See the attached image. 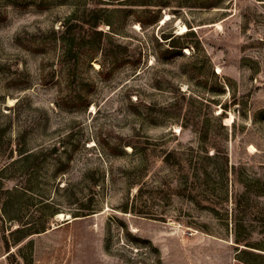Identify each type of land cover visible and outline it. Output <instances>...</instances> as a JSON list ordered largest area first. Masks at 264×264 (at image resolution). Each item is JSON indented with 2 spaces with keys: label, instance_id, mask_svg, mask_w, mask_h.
I'll return each mask as SVG.
<instances>
[{
  "label": "rangeland",
  "instance_id": "374dc122",
  "mask_svg": "<svg viewBox=\"0 0 264 264\" xmlns=\"http://www.w3.org/2000/svg\"><path fill=\"white\" fill-rule=\"evenodd\" d=\"M92 8L112 45L64 62L58 32ZM1 137L0 264H244L236 231L264 249V0H0Z\"/></svg>",
  "mask_w": 264,
  "mask_h": 264
},
{
  "label": "trees",
  "instance_id": "16d2710c",
  "mask_svg": "<svg viewBox=\"0 0 264 264\" xmlns=\"http://www.w3.org/2000/svg\"><path fill=\"white\" fill-rule=\"evenodd\" d=\"M145 5H149V3H145ZM97 9H88L87 13L84 14V17L82 18H77L72 16L69 22H65L63 24V29L58 32L59 39L61 42V47L63 50V53L61 55V59L65 62L67 60H75L77 59V56L79 54L80 48L89 46L91 47L94 44H98V47L101 48L102 53H107V49L112 45V42L106 41L105 40V35L103 31L99 30L100 26V21L98 20L97 17ZM142 26H144V23L142 21H139ZM56 33V32H55ZM5 131V130H4ZM4 131H2V134H4ZM201 139L203 141H207L208 135L206 133L201 134ZM6 146V147H5ZM11 146V140H4L2 141V137L0 140V148L1 152L4 151L6 152L7 148ZM216 154L220 155L223 153V150L221 149L220 146L213 145ZM11 151H13L11 149ZM224 159H225V164H228V156L224 153ZM236 206H240V200H236ZM86 215V214H84ZM238 225V224H237ZM41 226V225H40ZM38 228H31L29 229L30 233H38L40 232L39 230L43 228L42 227ZM240 229V226H238ZM34 230V231H32ZM5 241V249L8 253V257L13 254V251L11 250V244L10 241L7 239H4ZM235 242L239 245H244L245 248H241L239 252V257H241L240 261L244 264H254L252 262V259L254 258H264V253L257 252V250H263L261 247H259L257 244L253 243L247 238H242L241 235L236 231V236H235ZM238 247V246H237Z\"/></svg>",
  "mask_w": 264,
  "mask_h": 264
},
{
  "label": "bare ground",
  "instance_id": "6f19581e",
  "mask_svg": "<svg viewBox=\"0 0 264 264\" xmlns=\"http://www.w3.org/2000/svg\"><path fill=\"white\" fill-rule=\"evenodd\" d=\"M227 120H230V119H227ZM252 148H253V147H252ZM58 216L60 217V219H62V218H66L65 214H59ZM68 217H69V216H68Z\"/></svg>",
  "mask_w": 264,
  "mask_h": 264
},
{
  "label": "water",
  "instance_id": "95a60500",
  "mask_svg": "<svg viewBox=\"0 0 264 264\" xmlns=\"http://www.w3.org/2000/svg\"><path fill=\"white\" fill-rule=\"evenodd\" d=\"M62 219H63V218H62ZM66 219H67V220H70V219H71V217H70V216H69V217H68V216H66Z\"/></svg>",
  "mask_w": 264,
  "mask_h": 264
}]
</instances>
